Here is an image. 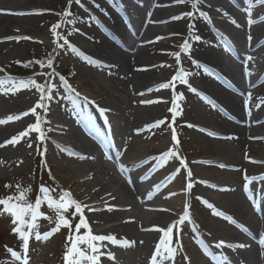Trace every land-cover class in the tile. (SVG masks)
Returning <instances> with one entry per match:
<instances>
[{"label":"bare ground","instance_id":"obj_1","mask_svg":"<svg viewBox=\"0 0 264 264\" xmlns=\"http://www.w3.org/2000/svg\"><path fill=\"white\" fill-rule=\"evenodd\" d=\"M192 2L81 0L82 6H71L77 22L65 25L62 13L67 0H0V66L34 51H49L58 40L51 31L58 22L62 27L57 33L84 54L73 53L67 46L58 47L68 50L70 56L68 60L57 55L58 67L71 62L79 71L76 81L68 84L75 91L59 81L52 82L47 112L37 109L43 111L46 121L41 124L45 135L43 154L52 176L76 201L96 209H83L91 233L135 242L129 247L102 242L105 247L100 252L113 253L115 259L101 255L98 264H150L163 237L157 229L178 221L185 204L191 220L174 228L170 235L177 249L175 257L161 260L158 256L157 264H217L215 257L227 256L232 248L221 247L214 257L203 243L207 247L208 241L215 238L246 245V237L256 244L251 243L249 251L230 252L229 258L234 264H263L259 259L263 251L259 250H264L260 243L264 239V179L260 178L264 176V20L260 19L264 17V5L256 4V0H251V6L249 0H201L198 8H193ZM189 11L193 17L173 19ZM186 40L189 50L183 52L180 46ZM58 42L63 44L62 39ZM177 52L179 64L172 55ZM193 61L202 66L196 67ZM181 67L190 74L187 84L177 80L174 88L157 90ZM245 67L250 75L245 74ZM10 76L15 77L0 72V77ZM48 76L44 74L43 80ZM41 80L35 79L44 84ZM189 85L208 101L191 92ZM12 87L11 83L3 85L4 90ZM174 92L183 95L176 101L178 108L169 111ZM249 94L246 109L244 101ZM39 99L34 100L26 91H0V120L20 115L19 119L0 124V166L4 172L25 165L32 138L25 136L15 145H5V141L26 130L33 120L29 110ZM25 112L29 114L21 115ZM170 113L174 130L188 131L184 140L175 134V147L186 169L178 164L176 156L163 162L155 159L172 150L168 140L152 148L154 152L150 149L144 154L142 149L154 138L151 125L164 122ZM112 144L123 162H136L129 174L105 161L117 158L113 157ZM184 144L194 148V157L186 153ZM213 167L220 168L219 179L205 176ZM142 169L146 170L144 174ZM116 172L123 182L114 176ZM237 173L239 192L233 186L238 181ZM245 174L256 178L247 182L248 192ZM146 181L148 184L143 185ZM189 183L192 187L186 190ZM157 184L159 188L154 187ZM201 197L213 207L203 203ZM255 201L259 203L253 214L247 205ZM145 205L149 213L140 210L139 215L126 216L127 210L144 209ZM217 212L223 213L219 219ZM57 261L52 253L51 264Z\"/></svg>","mask_w":264,"mask_h":264},{"label":"snow or ice","instance_id":"obj_2","mask_svg":"<svg viewBox=\"0 0 264 264\" xmlns=\"http://www.w3.org/2000/svg\"><path fill=\"white\" fill-rule=\"evenodd\" d=\"M176 3H183L184 0H175ZM201 0H193L191 7L193 8H198V5L200 4ZM73 3L77 4L78 6H82L81 4V0H67V8L64 10V12L62 13V16L64 17L63 20V24L67 25V24H71L74 25L78 18L72 13L71 11V6L73 5ZM249 4L251 6V0H249ZM256 4L258 5H264V0H256ZM3 11V10H0ZM13 14H24V13H13ZM202 16L206 17L205 13H200ZM194 13L189 11L185 14H182V16L180 17H173V19H182L185 17H193ZM68 17H71V19H68ZM261 20H264V17L260 18ZM249 23H253V21H249ZM239 26V25H237ZM62 27V24L60 22H58L56 25L52 26L51 31H53L54 35L57 36L58 40H63V44H57V46L59 48H64L65 46H67L73 53H77L81 56H83L84 54L79 52V50L73 46L70 41H68L67 37L64 36L62 33H57V29ZM193 26L189 25V28L191 29ZM69 35L72 34V31L69 30ZM10 39V38H9ZM17 39H20L19 37ZM25 39H28L27 37H25ZM197 40L200 39L199 36L196 37ZM249 40H251V36L248 37ZM181 50L183 52H188L189 50V44L187 42V40L180 46ZM55 51V49H54ZM172 55H174L176 57V61L177 64L180 63V53H173ZM85 59H89L88 57H85ZM249 60H251L252 58L249 57ZM93 63H100L99 61H92ZM17 63H19V61H17ZM38 63H40L41 65L44 64V61H38ZM52 55L49 54L48 56V67L52 66ZM193 63L196 65V67H201L202 65L198 62V61H193ZM204 70L207 72L209 71V69L207 68V66H203ZM74 75V73H72ZM245 74L246 75H250L251 73L249 72V70L247 69V67H245ZM49 75H55V73H50ZM190 75L189 73L185 72L184 69L181 67L179 69H177V72L175 75H173V77L171 78V81L169 82H165L162 83L158 86L157 90L159 89H168L170 87L174 88V83L175 81L179 80L180 82L187 84V76ZM60 81L63 84L64 87H68L70 90L75 91V89H71V86L67 84V81L65 80V78L63 76H60ZM5 83H11L13 84L12 88H9L7 90L3 89V85ZM30 87H35L37 89L38 92H40V99L37 102V104L30 109L29 111L31 113H36V109L37 108H43L45 112H47L48 107H47V100H51L52 96L48 95V93H50L52 91V85L45 83V84H39L35 81L34 78H29L27 81L25 80H19L16 81L14 78L12 77H0V91H5V94H7V92H15L21 88H30ZM189 90L197 95H199L202 99L208 101V97H206L203 93H199L197 89L191 87V85H189ZM151 91V90H150ZM77 95H79L77 93ZM183 94L180 95H176L175 92L173 93V99H172V105L173 108L169 109V111H173L174 109L178 108V105L176 103V101L178 99L182 98ZM85 99H87L85 97ZM251 99V94H249V98L245 99L244 101V105L245 108H248L249 105V100ZM210 102V101H209ZM262 103H264V101H261ZM143 103H148V102H143ZM103 111V110H102ZM29 112H25L21 115H28ZM173 114L175 115V112H173ZM20 115H10L6 118V120H0V124H4L6 122H10V121H14L16 119H19ZM44 121V118L41 117L40 115L37 114L36 116V122L34 124L29 125V127L23 131L20 132L18 135L13 136L10 140L5 141V145L7 144H12L15 145L17 144L21 138L27 136L30 132L35 131L37 133H39L40 135L38 136V139L43 142L45 139V135L41 130V124ZM162 123V121H156L153 125H151V127H158L160 124ZM148 127V126H146ZM189 127H193V125H189ZM139 131V130H137ZM201 131H205L204 129H201ZM209 135L215 136V133L209 132ZM173 140H176V136L175 133L173 132ZM178 143V141H177ZM28 147H32V145L29 143ZM41 155H43V152H41ZM176 153L174 151H172L171 149L165 153L162 154V156L160 157H155V159H159L162 162L167 160L170 157H175ZM111 158V157H109ZM2 163V162H0ZM221 167H224V165H221ZM121 171L125 172L128 171L127 168H125L124 166H121ZM177 174H178V170H177ZM188 176L191 177V172H188ZM245 191L248 192V184L247 182L249 180H253L256 179L254 177H248L247 174H245ZM261 179H264V176L260 177ZM54 179V177H53ZM130 181V178H129ZM131 182V181H130ZM206 183V182H205ZM210 187H217L216 185H209ZM6 188H11L12 185L10 184H6L5 185ZM19 185H17V188L19 189ZM59 187V186H57ZM155 188H159L160 185L157 184L154 186ZM192 184L189 183L187 184L186 190L191 189ZM56 189L55 188H51L45 185H41L39 188V192L42 195H38L36 200L34 202H28L25 199L24 193L20 192L19 195H10L4 198H0V206H3L2 208H0V215H10L13 220V224H17L19 226L15 227L13 229L14 233H17L19 238L22 240L23 242V246L26 248L28 245V241L30 236L34 235L36 240H42V239H47L49 238L50 235L55 234L56 232H58L60 230L61 227H69L71 229L72 225H71V221L69 219L66 218L65 213L69 211V209H72L74 206V210L72 211V216L75 217L77 215H79V222L75 224V239H72L73 233L70 232V235L68 237V240L71 242V246L70 247H66V252L65 255L63 257L65 264H83L84 261H88L89 264H98L100 256L101 255H107V257L109 259L114 260L115 256L113 253H101L100 249L102 247H105V245L102 243L104 241H109L111 244L113 245H119L121 247H129L131 245H133L135 242L134 241H128L127 239L124 240H117L113 235H94L91 233V229L90 226L88 225L86 218L83 215V209L84 208H89L90 211H94L96 209L90 208L88 205H82L80 202L76 201L73 197L70 191L65 190L63 188H60L59 191V197L58 199H54L53 196L51 195L52 192H54ZM222 190H227V189H222ZM26 191H30V188L27 189ZM170 195H175L174 193L170 194ZM149 198H151V193H149ZM203 201V203H205L208 207H213L211 204H209L206 200H203V198H199ZM47 203V206L50 210H54L55 212V227L51 228L49 230V232H45L44 234H41L38 230H36L38 228V219L43 217L45 219H49V220H53V217H49L47 216L45 213L40 211L41 205L43 203ZM109 210H112L111 208H109ZM216 215H223V213L217 212L215 213ZM186 220H191V216H190V212H189V206L187 204H185V208H184V213L183 215L179 218L178 221H174L172 224H170L167 228H158L157 230L163 233V237L160 240V242L157 244L156 246V250L153 254V256L151 257V262L150 264H157V257L159 256L161 258V260H172L175 257L176 251L177 249L172 245V241L170 240V235L173 233V229L178 227L179 225H182ZM25 226L27 228V230L25 229ZM155 227V226H154ZM81 228L86 230V235L84 234H80V230ZM142 243V242H141ZM260 243L262 245H264V239L260 240ZM81 245H83V247H81ZM227 247V248H233V245L230 243H226L225 241L221 240L217 243L216 247L221 248V247ZM237 247L239 248H244L246 247V245L244 244H239L237 245ZM7 251L10 253L11 258H13L15 261H20L21 260V255L20 253H18L17 251L11 250V249H7ZM166 253V254H165ZM185 259L187 260L188 258L185 256ZM215 259L217 260V264H229V258L224 255L221 254L218 257H215ZM23 264H27V260L23 261Z\"/></svg>","mask_w":264,"mask_h":264},{"label":"rangeland","instance_id":"obj_3","mask_svg":"<svg viewBox=\"0 0 264 264\" xmlns=\"http://www.w3.org/2000/svg\"><path fill=\"white\" fill-rule=\"evenodd\" d=\"M58 43H59L58 40H56L51 45L49 51L48 48L46 50L34 51L33 53L24 55L20 58L10 59V61L9 60L7 61L8 64L4 66L2 65L0 66V72H2L3 75L4 74L15 75L14 79L16 81L19 80L27 81L29 78L32 77H34L35 79L43 80L44 74L46 73L50 74L54 72L55 75H49L46 80H43L44 84L48 83L51 85V83L55 81L61 82L60 76H63L67 81V84H70L71 82H73V80L76 81L75 75H78L79 71L71 62L66 64L63 63L61 64V67H58L56 62L58 57L57 55H59L61 58H67L68 60L70 59L68 50L66 49L58 50V46H57ZM49 54L52 55V61H53L51 67H48L47 64ZM41 60L44 61L43 65L38 63V61ZM17 61H19V63H17ZM43 69H45V71ZM72 73H74V75ZM18 91L30 92L33 95L34 100H38L40 96V92H38L35 87H30L28 89L21 88ZM126 106L129 108L130 104L126 103ZM37 114L40 115L41 117L44 116L43 111L41 112L39 111V109H36V113L35 114L33 113L32 115L33 120L30 123H28L27 126H25V129H27L29 125L34 124L36 122ZM172 121H173V115L172 113H170L166 117V120L164 122H162L158 127H154L151 130V134L154 138L151 139L150 141H147L144 144L145 146L144 148H142L143 151L145 152L144 154H147L148 153L147 151H149L150 149H151L150 152H154L155 150H152V148L155 149V146L158 145L160 142H163V140L164 141L168 140L170 142L172 150L174 149L176 152V158L180 156V154H178L177 149L175 147V140L172 139L174 132L173 129L175 127L174 124H172ZM113 123L115 124V121H112V124ZM176 132L180 139L184 140V138L188 136L187 130L182 129ZM27 136L32 138L33 144L32 147L29 148V152L24 158L25 165H23L19 169H14L11 172L2 171L1 169L2 167L0 166V198H4L10 195H19L20 192H23L25 199L28 202H34L38 195H42L39 192V188L43 184L45 186L55 188L56 190L52 192L51 195L53 196L54 199H58L60 188L63 187L59 184V182H57L55 178L53 179L52 172L49 169L50 165L47 164L44 154L41 155V152L44 151L45 141L41 142L38 139L39 135L35 131L30 132ZM134 143L135 142H133V145ZM182 147L187 154H189L191 157H194L193 155L194 148L190 144L189 145L184 144ZM190 153H192V155ZM238 155L241 156V152H238ZM105 161L112 168H114L115 165L112 164V161L109 162L108 158H106ZM118 161L120 164L125 165L124 162H122V160H118ZM126 173H129V171H127ZM219 173H221L220 168L213 167L211 169V172H205V176L207 177L215 176L217 179H219L217 177ZM114 176L118 180L123 182V177L121 178L120 175L117 174V172L116 174H114ZM237 180L238 181L234 183L233 186L239 192L240 183H239L238 173H237ZM6 184H10L12 185V187L6 188L5 187ZM17 185L20 186L19 189L17 188ZM29 188L30 191H26ZM2 207L3 206H0V208ZM146 208H148V206L145 205L144 209H140L136 207L133 208L132 210H127L126 216L130 215L131 213H134L133 214L134 216L139 215V213H141L140 210H143L142 213L143 212L149 213L150 211H148ZM252 208L253 207H251L249 203L247 205V209L252 210ZM73 210H74V206L72 209H69V211L65 213L66 218L71 221V225H72L71 229L66 226L61 227L58 232L50 235L49 238L42 240H36L34 235L30 236L26 253L23 252L24 246L22 240L19 238L18 234L14 233L13 231V229L19 225L13 224L12 222L13 218L10 215L7 214L0 215V264H23L24 260H27V264H51L52 253L53 254L55 253V255H57L58 264H65L63 257L66 252V247L71 246V242L68 240V237L71 232L73 233L72 239L73 240L75 239V224L79 222V218H80L79 215L75 217L72 216ZM40 211L45 213L49 217H53V220L45 219L43 217L38 219L37 222L38 228L36 230H38L41 234H44L45 232H49L51 228L55 227L54 220L56 214L54 210H50L48 208L46 202L41 205ZM231 214L229 215L232 216L233 214L232 215ZM149 221L150 220L148 219L146 223H148ZM24 230H27V228H25ZM80 234L86 235V230L81 228ZM81 247H83V245H81ZM7 249H11L20 253L21 260L15 261L13 258H11L10 253L7 251ZM55 250H57V252H54ZM86 262L88 263V261H84L83 264H86Z\"/></svg>","mask_w":264,"mask_h":264}]
</instances>
